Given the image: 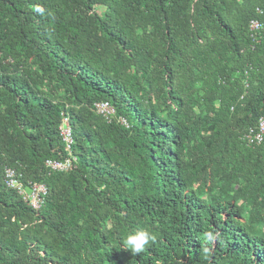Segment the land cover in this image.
I'll use <instances>...</instances> for the list:
<instances>
[{
    "label": "trees",
    "instance_id": "16d2710c",
    "mask_svg": "<svg viewBox=\"0 0 264 264\" xmlns=\"http://www.w3.org/2000/svg\"><path fill=\"white\" fill-rule=\"evenodd\" d=\"M261 117L264 0H0V264H264Z\"/></svg>",
    "mask_w": 264,
    "mask_h": 264
},
{
    "label": "built area",
    "instance_id": "2783aa9c",
    "mask_svg": "<svg viewBox=\"0 0 264 264\" xmlns=\"http://www.w3.org/2000/svg\"><path fill=\"white\" fill-rule=\"evenodd\" d=\"M261 29V24L257 20L250 22L249 30L251 37L256 38L257 32ZM95 112L105 118L113 115V110L106 102L94 104ZM59 137L63 143V158L60 160H47L44 164L48 172L64 173L73 169L76 163V157L73 155V136L68 119L63 118L58 128ZM241 140L248 146L259 145L264 141V117L257 121L254 128L247 130L241 137ZM3 182L7 189L14 191L22 201L34 210H38L42 204V197L46 194L44 185L37 183H23L21 174L15 169L6 167L3 174Z\"/></svg>",
    "mask_w": 264,
    "mask_h": 264
},
{
    "label": "clouds",
    "instance_id": "9594fccd",
    "mask_svg": "<svg viewBox=\"0 0 264 264\" xmlns=\"http://www.w3.org/2000/svg\"><path fill=\"white\" fill-rule=\"evenodd\" d=\"M36 11L43 14L44 10L37 7ZM208 240L212 239L211 233L207 234ZM156 236L148 230L140 229L129 232L123 238V248L130 250L132 253L139 254L145 250V246L155 243Z\"/></svg>",
    "mask_w": 264,
    "mask_h": 264
}]
</instances>
